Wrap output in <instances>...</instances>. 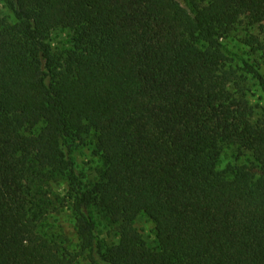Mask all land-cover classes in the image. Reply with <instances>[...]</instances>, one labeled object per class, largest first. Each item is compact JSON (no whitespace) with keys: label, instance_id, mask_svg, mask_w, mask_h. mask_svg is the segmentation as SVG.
I'll return each instance as SVG.
<instances>
[{"label":"trees","instance_id":"trees-1","mask_svg":"<svg viewBox=\"0 0 264 264\" xmlns=\"http://www.w3.org/2000/svg\"><path fill=\"white\" fill-rule=\"evenodd\" d=\"M1 1L0 264H264V108L221 43L264 23V0ZM88 136L86 182L72 152ZM63 209L77 250L49 225Z\"/></svg>","mask_w":264,"mask_h":264},{"label":"rangeland","instance_id":"rangeland-1","mask_svg":"<svg viewBox=\"0 0 264 264\" xmlns=\"http://www.w3.org/2000/svg\"><path fill=\"white\" fill-rule=\"evenodd\" d=\"M0 17L7 18L9 21H13V17L8 8L0 0ZM264 23L256 24L254 26H247L246 24L240 25L233 29L227 37L221 40L223 51L227 55L229 65L238 69V73L246 76L245 89L247 93V99L252 106L264 108V92L259 87L257 81L248 73L242 70L243 62H249L264 75V49H256L254 46H248L245 44V39L248 36L257 38L262 45H264ZM68 38L67 30H55L49 36V42L53 48L61 46V43L65 42ZM233 151L228 150L223 158L222 166L228 161L233 160ZM72 157L77 166V170L83 176L86 182L95 180L97 177V171L101 167V161L94 152V139L88 136L83 143L74 148ZM245 161L242 157L238 160V163ZM58 191H63V184L55 185ZM96 228L100 237H104L106 240L111 239L113 232L106 229L103 223L94 217ZM134 227L141 234L145 242L150 248L158 250L157 240L154 234V225L147 218L146 215L139 213L134 220ZM49 225H52L54 231L64 234L69 240L74 249H78V237L74 229V219L71 212L68 209H63L54 214L50 220ZM114 239V238H113ZM77 264H88L86 259L80 258Z\"/></svg>","mask_w":264,"mask_h":264}]
</instances>
